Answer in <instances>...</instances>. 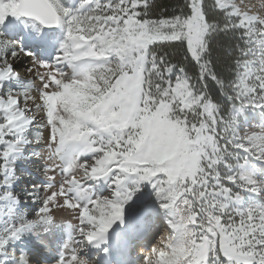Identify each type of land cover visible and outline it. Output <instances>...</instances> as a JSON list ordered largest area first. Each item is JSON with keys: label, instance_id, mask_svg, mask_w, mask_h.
I'll return each mask as SVG.
<instances>
[{"label": "snow or ice", "instance_id": "snow-or-ice-1", "mask_svg": "<svg viewBox=\"0 0 264 264\" xmlns=\"http://www.w3.org/2000/svg\"><path fill=\"white\" fill-rule=\"evenodd\" d=\"M10 16L58 51L0 29V264H32L29 234L86 264L145 185L165 227L142 264H264V122L239 126L264 116V0H0Z\"/></svg>", "mask_w": 264, "mask_h": 264}, {"label": "bare ground", "instance_id": "bare-ground-1", "mask_svg": "<svg viewBox=\"0 0 264 264\" xmlns=\"http://www.w3.org/2000/svg\"><path fill=\"white\" fill-rule=\"evenodd\" d=\"M10 33L13 34H19L20 35V42L24 45H28L30 47V49L34 50L35 52L39 53V57L38 59H52L57 51H58V43H47L44 44L42 43L41 39L37 36V34L33 31V28L31 26L30 23L26 22L23 20V18H16L15 19V25L10 29L9 31ZM41 35H43L44 37L48 38L49 41L51 40V38H59L61 39L63 37V30L62 28L59 27V29L57 31H53V32H41ZM31 57H22L21 58V62L24 63V67L22 68H17L18 71L23 72V70L26 68V66H28V64L31 63L30 59ZM19 168H28L29 170H33V172H37L34 171L35 166L32 165H24V164H19L18 165ZM38 173V172H37ZM104 189V194L107 193L108 188L106 184H101L99 186V190L102 192ZM152 194V189L151 187H149V189L147 191H145L144 193L140 194L139 196H135L133 198V201L129 202V204L126 206V216H129L132 212H135V209L138 208V206L140 205V203L147 201ZM137 206V207H136ZM162 222V221H161ZM149 224L147 223L146 225H144L142 227V229H137L135 231H131L132 227L130 226V224L128 223L127 219H126V224L125 225H114L113 229L111 230V232L109 233V242L107 244H102L100 247L97 248H93V247H89L87 250V255L89 256L90 259H92L94 261V264H109V259L112 257H115L116 259H118L117 257H119V255L121 256V254L127 253L128 252V248H132L135 249L133 255L130 256H137V253L140 255V257H138L137 261L134 259V261H136L134 264H141L142 258H143V251L144 249H147L148 247H150L151 243L146 244L145 241V234L149 233L150 228L148 226ZM165 227V225L163 226V228ZM127 234V236H126ZM160 233H158L159 236ZM157 236V237H158ZM27 241L25 240V238L23 237L20 241H17V243L19 245H25L24 243H26ZM16 243V245H17ZM107 247L108 248V252L105 253L103 251V248ZM137 249H136V248ZM146 247V248H145ZM42 252L44 253H40V254H51L49 252H47L45 249L42 250ZM95 255V257H94ZM94 257V258H93ZM35 256H32V258H30V260L32 261V264H46V261H42L41 263L36 262ZM134 258V257H133ZM131 263V262H129ZM114 264V263H113Z\"/></svg>", "mask_w": 264, "mask_h": 264}, {"label": "rangeland", "instance_id": "rangeland-1", "mask_svg": "<svg viewBox=\"0 0 264 264\" xmlns=\"http://www.w3.org/2000/svg\"><path fill=\"white\" fill-rule=\"evenodd\" d=\"M15 19L16 18L11 17V16L8 17V20L5 22V25L0 26V29L3 30L4 35L7 38L18 41L24 48L32 51L34 56L36 58H38L39 53L30 49V47L28 45L26 46L20 42V35L19 34H13V33L9 32L10 29L15 25ZM42 31L45 32L44 29ZM30 59H32V57ZM20 60H18L16 65H15L18 68L24 67V63L21 62ZM261 122H264V116L261 115L260 110L259 109H253L252 107L249 106L245 109L239 126L241 128H246V127H251L254 124L261 123ZM30 171L33 172V170H30ZM40 180H41V177L39 176V174L37 172H33L32 175L26 176L24 178L23 183L24 184L38 183V182H40ZM149 187H150L149 185H145L143 187L142 191L137 193L136 196H139L140 194L147 191L149 189ZM102 193H105L104 189H103ZM245 195L249 199L253 198V194L247 193ZM150 196L151 197L147 201L140 203L138 208L135 209L136 213L132 212L129 216H126L128 223L132 227L131 231H135L137 229L138 230L142 229V227L144 225H146L147 223L149 224L148 226L150 228V231H149V233L145 234L146 244L155 241V239L158 236V233H160L163 230V226H164L163 213L158 208V205L155 201V196L153 194H151ZM255 198L261 199V197H259V196L255 197ZM29 206L31 207L30 202H29ZM126 236H127V234H126ZM32 237L33 236L31 234L25 236L24 238L27 241L26 243H24L25 245H19L16 242L17 245H15V247H17V249H23L28 254L29 259L32 258V256H35V258H33V259H36L37 260L36 262L41 263L42 261H46V262L49 261L52 258V256L54 255V253H51V254L45 253L44 255L40 254V253H44V252H42L43 248L39 245L38 242L33 243ZM129 250L132 251V252H130L132 255H133V251L137 252V251H135V249H133V247L130 248ZM94 257H95V255H94ZM142 261H143V258H142ZM142 261H141V264H142ZM131 264H133V262Z\"/></svg>", "mask_w": 264, "mask_h": 264}, {"label": "trees", "instance_id": "trees-1", "mask_svg": "<svg viewBox=\"0 0 264 264\" xmlns=\"http://www.w3.org/2000/svg\"><path fill=\"white\" fill-rule=\"evenodd\" d=\"M158 3H162V4H168V5H171L172 3L175 2V0H157ZM226 47V45H225ZM235 53H233L234 55ZM189 71H192V69L190 68ZM210 90H212L213 92H215V88H214V85H211L210 84Z\"/></svg>", "mask_w": 264, "mask_h": 264}, {"label": "water", "instance_id": "water-1", "mask_svg": "<svg viewBox=\"0 0 264 264\" xmlns=\"http://www.w3.org/2000/svg\"><path fill=\"white\" fill-rule=\"evenodd\" d=\"M59 27H55V28H47V29H44L45 31L47 32H53V31H57Z\"/></svg>", "mask_w": 264, "mask_h": 264}, {"label": "clouds", "instance_id": "clouds-1", "mask_svg": "<svg viewBox=\"0 0 264 264\" xmlns=\"http://www.w3.org/2000/svg\"><path fill=\"white\" fill-rule=\"evenodd\" d=\"M86 264H94V261H92V260H87V261H86Z\"/></svg>", "mask_w": 264, "mask_h": 264}]
</instances>
